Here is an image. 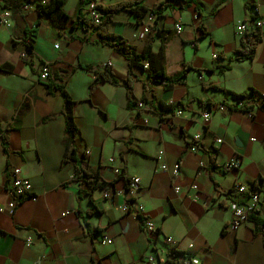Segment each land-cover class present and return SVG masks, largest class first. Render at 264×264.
<instances>
[{"label":"crops","instance_id":"0c3cea01","mask_svg":"<svg viewBox=\"0 0 264 264\" xmlns=\"http://www.w3.org/2000/svg\"><path fill=\"white\" fill-rule=\"evenodd\" d=\"M3 1L13 10V26L0 28V67L8 69L0 70V202L11 199L13 167L29 178L37 199L27 197L13 212H0V264H150L148 254L163 258L175 251L203 264H264V233L255 232L254 222L230 227L234 204L246 198L233 192L239 183L259 194L264 220V109L258 107L264 101V28L261 40L252 38L253 57L243 61L237 60L243 36L236 34L242 20L249 21L248 33L259 31L253 21L264 18V0H145L142 19L118 13L108 31L137 53L151 42L154 64L163 61L169 77L191 67L170 88L153 81L147 60L142 64L148 68L129 69L122 54L101 43L97 30L75 20L62 24L59 16L52 20L38 11L24 13L21 0ZM98 1L110 6L128 0ZM80 2L67 0L63 11L75 17ZM147 24L149 33L140 36ZM30 31L33 58L27 59L22 53ZM108 62L116 83H95ZM42 63L49 65L47 80L39 76ZM49 84L64 85L75 100L78 155L108 184L91 197L80 198L75 168L63 164L65 101ZM252 91V113L230 109L234 94ZM142 100L146 108L139 110ZM171 102L184 104L181 115L166 107ZM218 104L226 109L215 110ZM209 109L213 114L205 123L202 114ZM1 130L9 134L7 151ZM234 155L241 167L226 171L223 165ZM163 163L167 170L160 168ZM176 163L180 170L174 177ZM131 177L140 178L132 197L126 193ZM193 183L198 191L190 188ZM130 198L144 205L143 215L122 209ZM145 218L156 225L154 234L144 230ZM102 234L112 244H102Z\"/></svg>","mask_w":264,"mask_h":264},{"label":"trees","instance_id":"16d2710c","mask_svg":"<svg viewBox=\"0 0 264 264\" xmlns=\"http://www.w3.org/2000/svg\"><path fill=\"white\" fill-rule=\"evenodd\" d=\"M67 0H47L46 3L41 5L38 8V14L40 16L48 15L54 20L55 16H59L62 21L61 23H67L70 20L79 21V24H83L84 27H90V24L83 18L82 12L84 7L92 0H81L78 13L75 17H70L67 15L63 8L65 6ZM99 8L102 10L103 15L101 18V24L96 27L98 35L100 37V41L103 45L112 47L115 51L122 54L128 61L129 69L134 66L144 67L142 64L143 61L147 60L150 62L149 64V76L153 79H156V82H163L165 88H170L177 82L181 81L186 75L187 71L191 69V67H186L180 73L173 77H169L165 71V64L162 61L160 67H157L154 64V55L151 50V42L146 46V49L143 53H137L133 47L122 37L112 34L108 31V25L111 21H113L114 17L123 11L131 12L138 15L139 19H142L148 12V9L145 6V0H128L118 4L104 6L99 4ZM56 22V21H55ZM60 26V25H59ZM259 31L248 33L246 32L243 35L241 40V48L237 51V60L243 61L246 59H251L253 57V53L255 50V43L252 42V38H255L256 41L262 39L263 30L258 29ZM27 50L30 54L33 51V43H29L26 45ZM164 49V48H163ZM163 49L161 50V57L164 58ZM90 71H95L94 67H87ZM0 70L7 71L8 69L0 67ZM199 72L201 70L198 69ZM101 80L110 81L112 83H116V80L110 69H105L102 72L97 73V78L94 80L95 83H98ZM127 84L130 88V79L127 80ZM49 88H55L60 91L62 97L64 98V108L63 114L65 116V148L66 154L63 159V164L71 163L75 168V178L79 181V190H80V198L82 199L84 196H92L93 192L98 188H106L108 184L104 181H100V178L95 173L90 172L85 166L84 158L78 155V149L76 146V138L79 133L77 125L75 123V100L71 97V95L66 91L64 85H48ZM217 90L223 91L225 94H231L230 91L221 88L214 87ZM254 91L250 94H234L235 104L234 106H229L230 109H238L245 113H252L253 108L255 106L252 95ZM144 101V100H142ZM202 104H212L211 101H203L199 100ZM242 102V105L238 104ZM178 108H183L184 104H177ZM170 110H174L172 106H166ZM258 107L264 109V101L258 105ZM1 137L3 141L4 149L8 150V142H9V134L7 131L1 130ZM249 219L255 224V232H263L264 233V220L259 217L258 212L250 215ZM175 253H177L175 251ZM178 254V253H177Z\"/></svg>","mask_w":264,"mask_h":264},{"label":"built area","instance_id":"2783aa9c","mask_svg":"<svg viewBox=\"0 0 264 264\" xmlns=\"http://www.w3.org/2000/svg\"><path fill=\"white\" fill-rule=\"evenodd\" d=\"M47 0H21L19 7L21 11L24 13H28L31 11H37L38 8L46 3ZM99 1L98 0H92L90 1L85 9H84V14H85V19L86 21L90 24V27L96 30V27L101 24V18L103 15L102 10L99 8ZM155 18V13L153 11H150L148 13V20L153 21ZM254 26L257 29H263L264 28V18H258L253 21ZM249 21H239L236 25V34L239 36H243L246 32L249 31ZM13 26V10L11 7L6 5V3L3 0H0V28H10ZM175 29L177 33L182 32V25L181 24H176ZM150 28L149 25H144L142 28V31L140 32V36H143L147 33H149ZM34 31H30V34L28 37L25 38L24 42L25 44L33 43L34 40ZM138 36V35H137ZM136 36V37H137ZM22 57L31 59L33 56L28 52L26 49L22 53ZM214 58H217V54L214 55ZM112 65L111 62H108L105 67L107 69L110 68ZM144 68H148V64L144 65ZM50 75V69L49 65L47 63H42L40 67V79L42 80H47ZM154 82H156V79H153ZM239 106L242 105V102L238 104ZM170 106H172V102L170 103ZM137 108L139 110L145 109L146 104L144 101H139L137 103ZM215 110H225L226 106L223 104H218L215 107ZM183 113L182 108H177L172 111V114L174 115H181ZM213 114V110L209 109L208 111L204 112L202 114L203 120L205 123H208L211 120ZM160 118L163 116V114H159ZM145 123H148V119L144 120ZM200 139V135L196 134L193 137V140L196 142ZM218 142H221V139L217 140ZM191 150L195 151L196 147L193 145L191 146ZM163 155V151L159 152L158 159H161ZM110 162L113 161V158L109 159ZM200 165L202 166L203 163L200 162ZM224 169L226 171H232V170H238L241 167V159L238 156H232L226 163L223 165ZM160 168L162 170H167V165L166 164H161ZM179 170H180V165L176 163L173 166L172 169V175L174 177H177L179 175ZM116 173H119V169H115ZM9 183H10V189L9 193L11 195V199L7 204H3L0 202V212H5V211H11L13 212L18 204L22 202L24 199L27 197L33 201H36L37 196L32 193V183L29 180L28 177H26L23 174V171L20 167H13L10 170L9 174ZM127 191L126 193L129 196H134L139 188L140 185V178L139 177H131L128 178L127 180ZM190 188L194 191H198L199 187L196 183H193ZM175 191L179 193L181 191L180 186L175 187ZM233 192H235L239 196L246 195V198L242 202H236L233 207V219L230 224L231 229L233 230H238L241 225L246 223L249 220L250 215L253 213H256L259 211V205H260V196L257 192H249V189L246 185L243 184H236L233 188ZM117 195L121 194V191H118L116 193ZM104 197L108 198L111 197L110 193L105 192ZM122 209L125 212H133L137 216H141L145 212V207L142 204L135 203L131 198L129 201L125 202L122 205ZM144 225V230L147 232V234H154L157 230L156 225L154 222L149 219L145 218L143 221ZM167 242H173V239L171 237L166 238ZM30 239H28V243H30ZM100 242L102 244H112V239L105 235L102 234L100 237ZM190 247H193L191 244ZM147 261L150 264H203L202 260L195 256V255H180L175 252L170 253L169 255L159 258L155 254H148L147 255Z\"/></svg>","mask_w":264,"mask_h":264}]
</instances>
